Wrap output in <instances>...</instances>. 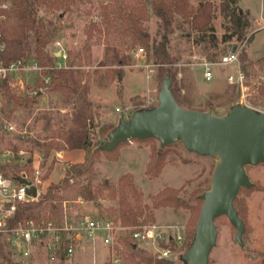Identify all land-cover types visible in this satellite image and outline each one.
Segmentation results:
<instances>
[{
	"label": "rangeland",
	"instance_id": "1",
	"mask_svg": "<svg viewBox=\"0 0 264 264\" xmlns=\"http://www.w3.org/2000/svg\"><path fill=\"white\" fill-rule=\"evenodd\" d=\"M117 1L90 0L70 5L68 10L48 9L39 13L53 30L46 51L54 57L55 64L72 65L78 69L89 88L88 98L94 118L89 124L88 143L94 144L99 139L107 138L121 118L127 121L135 112L154 108L158 104V93L165 76H169L172 94L183 109L210 113L215 117L226 115L234 106L264 112V98L259 99L257 91L264 83V0H239V9L248 14L245 17L247 26L244 39L253 34L250 44H246L244 39L237 43L234 40L220 43L226 24L218 13L212 22V31L208 32L209 36L219 41L216 48H210L208 38L199 42L195 32L176 18L166 33L167 50L173 62L164 67L163 75L154 65L151 53L141 45H131V40L123 36L122 23L114 13L109 12L110 24L105 25L103 17L109 10L115 12L117 5L114 3ZM192 4H196V0H192ZM214 4L217 5V1ZM144 12L141 25L151 42H159L163 30L150 8L149 0ZM233 44L237 45L238 64L220 65V58ZM32 48L31 43L30 50L22 59L34 58ZM137 48L144 49L142 58L134 56ZM242 50L246 54L245 61L240 58ZM64 55L66 59H63ZM205 64L211 66L213 73L210 82L203 80ZM238 68L244 75L242 87L231 85L226 80L227 75L235 74ZM116 69H121L123 73L120 82L115 80L108 83L93 73L95 70L105 72ZM24 78L28 86L33 87L36 76ZM71 114V105L65 103V97L47 89L37 103L28 109L14 106L0 93V166H6L7 170H12V174L25 173L29 178H34V172L38 170L39 189L44 194L51 184H57L62 179L68 164H78L68 157H60L70 151L55 149V145L61 142L54 136L57 126L44 131L45 118L50 117L52 125L63 123L67 126ZM6 124L15 125L16 129L6 131ZM49 144L51 147L47 149ZM152 148L155 156H163L156 177L149 172ZM165 148L156 140H132L116 149V161L100 153L92 167L94 177L91 185L93 189L104 183L116 188L120 177L131 176L140 194V205L146 207L140 221L163 227L168 236L176 230L184 235L181 247L174 243L173 248L168 245L173 252L163 260L184 264L181 258L187 250V234L191 229L194 232L201 208L194 198L210 190L212 174L219 160L190 153L179 141L170 145L168 150ZM245 174L253 187L240 190L236 197L244 205L245 230L241 244L236 243V231L228 220L219 217L216 220L217 240L208 264H264V165L247 166ZM76 183L78 185L71 183V187L62 193L61 220L64 217L78 220L90 216L105 217L121 224L117 195L112 197L111 193L103 190L96 202L84 201L75 194L79 186H85L86 181L78 179ZM165 188L180 190V198L192 206L193 211L153 208L152 198ZM127 200L131 201L132 198L128 197ZM43 214L49 216L47 211ZM126 238V234L120 232L113 248L104 246L100 238H89L77 245L73 256L57 261L50 260V254L44 248L46 242H40L26 264H129L123 254V241ZM136 250L156 258L152 246L138 247Z\"/></svg>",
	"mask_w": 264,
	"mask_h": 264
},
{
	"label": "trees",
	"instance_id": "2",
	"mask_svg": "<svg viewBox=\"0 0 264 264\" xmlns=\"http://www.w3.org/2000/svg\"><path fill=\"white\" fill-rule=\"evenodd\" d=\"M87 1L90 0H0V4L3 2H9L10 4L8 10L0 9V34L1 41L5 45L4 50L0 52V64L2 66H9L13 62L24 58L26 52L30 50L32 43L33 59L43 69L41 72L42 77L49 76L50 78V82L47 85H44L41 79L38 80L36 88H42V92L39 96L31 98L22 96L19 93L17 94V91L12 89L6 80L0 79V93L3 99L16 107L28 109L37 103L45 87L50 92L62 94L65 97V103L71 105L70 124L67 126L63 123L52 125V119L46 117L43 129L44 131H49L53 126H57V132L54 136L60 139L61 142L55 145V149L63 151L83 150L87 152L84 162L82 164H68L62 179L57 184H51L47 191L41 194L37 202L19 205L11 225L24 219H37L41 215L44 216V211H47L49 217L54 218L57 223H60L62 193L71 187V183L78 185L76 183L78 179H83L86 181V184L85 186L78 187L75 194L76 197H80L84 201L96 202L98 195L103 190H106L111 193L112 197L118 196V219L122 225L134 226L146 223L145 221H140L146 207L140 205V194L136 191L131 176L124 175L120 177L116 188L105 183L101 187L92 188L91 180L94 177L92 167L95 159L102 153L107 158L112 159V161H116L118 158V151L116 149L122 144L112 152H105L88 146L87 140L90 135L89 124L93 121L94 117L88 98L89 88L82 79L83 74L72 65L62 68L56 67L54 57L46 51V47L53 35V30H50V23L45 22L39 16V13L42 10L48 9L57 10L62 8L68 10L70 5ZM214 1H217V5L214 4ZM146 2L147 0H119L114 3V5H117L115 12L111 10L107 11L103 20L105 25H109V12L114 13L122 23L123 36H127L131 40V45H141L147 52L151 53L154 60L153 63L162 75L165 74L164 67L173 62L167 50L168 40L166 33L171 29L176 18L182 24H187L195 32L199 42L208 38L207 42L210 48H216L219 41L225 44L233 42L232 40L235 43L241 42L244 39V31L247 26L245 17L248 14L247 12L240 13L239 0H196V4H192V0H149L150 8L161 23L163 30V33L160 34L159 42H151L147 32H145L144 27L141 25L144 20V6ZM216 13L226 24L225 34L219 41L214 36H209L208 34L209 31H212V22ZM1 17H4V19ZM252 39L253 34H250L244 40L246 44H250ZM240 58L242 61L246 60V54L243 50ZM93 73L97 78H104L108 83L115 80L120 82L123 76L121 69L107 70L105 72L95 70ZM257 91L259 99L264 98V83L260 84ZM174 99L179 104L175 97ZM252 104L254 105L255 102L253 101ZM50 147L51 144L47 146V149ZM168 147L165 150H168ZM162 160V154L161 156H155L152 148L149 172H153L152 174L155 177L158 175V165ZM0 170L5 176L16 178L19 175L18 172L12 174V170H7L6 166H0ZM242 189L246 188H241L240 190ZM180 192V190L166 188L161 190L152 198V207L155 209L170 207L173 210L184 209L192 212V206L187 205L180 198ZM200 195L194 199L202 205V201L199 199ZM128 197H131L132 200L128 201ZM189 199H191V196ZM234 208L245 227L243 202L236 198ZM187 236L185 249L190 247L193 240L194 232L192 229L189 230ZM169 245L173 248L172 242ZM123 247L125 251L123 254L128 258L129 264H172L169 261L157 260L152 256H146L142 251H137V248L127 238L123 241ZM0 258L2 260L0 264H17L10 261V254L6 250V245H3L0 250Z\"/></svg>",
	"mask_w": 264,
	"mask_h": 264
},
{
	"label": "water",
	"instance_id": "3",
	"mask_svg": "<svg viewBox=\"0 0 264 264\" xmlns=\"http://www.w3.org/2000/svg\"><path fill=\"white\" fill-rule=\"evenodd\" d=\"M236 49L235 44L228 46V52H236ZM170 88L169 76H165L154 108L135 112L127 121L121 118L107 138L94 144L89 142L88 146L112 152L131 140L154 139L162 148L179 141L190 153L218 158L211 188L199 196L202 205L193 240L181 258L184 264H208L217 240V218H227L236 231V243L241 244L245 227L234 208V201L241 188L253 187L245 168L264 165V112L234 106L226 115L215 117L210 113L183 109ZM17 180L29 184L21 178ZM35 193L33 186L27 190L28 195L35 196Z\"/></svg>",
	"mask_w": 264,
	"mask_h": 264
},
{
	"label": "built area",
	"instance_id": "4",
	"mask_svg": "<svg viewBox=\"0 0 264 264\" xmlns=\"http://www.w3.org/2000/svg\"><path fill=\"white\" fill-rule=\"evenodd\" d=\"M10 4L3 2L0 9L8 10ZM3 18V17H2ZM59 45V44H56ZM4 42L1 41L0 34V52L4 50ZM136 58L144 56V49L137 48L134 52ZM63 59H66L65 55ZM219 64L230 66L238 64L237 52H226L220 58ZM56 67H65L63 64H55ZM43 69L37 62L26 59H19L9 66L0 64V79L6 80L10 87L16 90L20 95L31 98L39 96L42 88H36V84L41 79L44 85L50 82L49 76L41 75ZM36 76L33 87H29L24 76ZM213 79L211 66H203V80L210 82ZM226 80L231 85L243 86L244 75L238 68L235 74H228ZM47 89L46 87L44 90ZM6 131H14L15 125L6 124ZM35 177L29 178L27 174L20 173L18 177L5 176L0 170V250L6 245V250L10 254V259L17 264H26L32 257L33 250L40 242H46L45 250L50 254L51 261L62 260L74 255L77 245L89 238H100L102 244L113 248L117 244L120 232L125 233L126 237L136 247L152 246L156 252L158 260L167 259L173 252L168 245L172 242L181 247L184 242V235L176 230L173 235L165 234L163 227L156 224H138L134 226H121L112 219L105 217L85 216L78 220L64 217L57 223L49 216L41 215L37 219H24L11 225L15 212L19 205L37 202L41 192L39 184L41 183L38 175L39 171L34 172ZM17 178H21L29 184H21ZM35 187V196L27 194V190ZM164 243V244H163ZM1 262V258H0Z\"/></svg>",
	"mask_w": 264,
	"mask_h": 264
},
{
	"label": "crops",
	"instance_id": "5",
	"mask_svg": "<svg viewBox=\"0 0 264 264\" xmlns=\"http://www.w3.org/2000/svg\"><path fill=\"white\" fill-rule=\"evenodd\" d=\"M86 154L87 152L83 151V150H73L67 153H63L62 156H60L61 158H70L71 161L75 162V163H82L85 158H86Z\"/></svg>",
	"mask_w": 264,
	"mask_h": 264
}]
</instances>
